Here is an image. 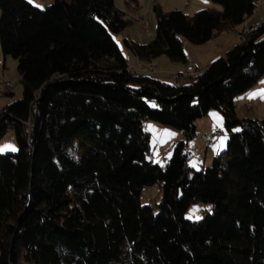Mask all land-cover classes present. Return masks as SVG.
<instances>
[{"label": "trees", "instance_id": "1", "mask_svg": "<svg viewBox=\"0 0 264 264\" xmlns=\"http://www.w3.org/2000/svg\"><path fill=\"white\" fill-rule=\"evenodd\" d=\"M210 1L220 9L191 16L154 4L152 40L124 46L185 63L181 37L203 45L257 5ZM131 21L114 0H0V48L21 84L0 108V137L10 129L17 144L0 153V264H264V119L238 118L232 99L264 76V20L182 83L129 69L115 36ZM209 109L228 138L194 170L185 141ZM146 120L184 137L163 165L149 158ZM155 183L159 200L141 204ZM198 202L211 210L190 221Z\"/></svg>", "mask_w": 264, "mask_h": 264}, {"label": "rangeland", "instance_id": "2", "mask_svg": "<svg viewBox=\"0 0 264 264\" xmlns=\"http://www.w3.org/2000/svg\"><path fill=\"white\" fill-rule=\"evenodd\" d=\"M27 1L32 5L43 9L45 6L51 4L53 0ZM199 1H201L200 4L197 3L196 0H114V6L117 9L122 10L126 14V17L132 20L131 23L123 29L121 34L118 36L114 35L124 56L128 57L129 62H131L134 57V55L124 46L121 38L122 35H126L129 40L142 44L152 40L156 26V20L152 10L154 4H158L163 11L179 9L189 16L202 9H220V6L210 0ZM202 4L206 5L203 6ZM252 16L254 20H259V23L264 20V0H257V5ZM141 23H146L148 25V31H143L141 29ZM237 29L238 27L234 29L236 37ZM181 40L183 50L188 56V59L191 60L193 58L198 61H203L205 53L216 51L219 48V44H221L218 42L219 40L216 42H208L203 45L192 44L184 37H181ZM164 59L168 60L166 56L161 55V58L157 61V67L162 71L174 70L172 69L174 66L182 67L183 65L181 62H172L173 64H170V62H165ZM182 68H179V70ZM175 70H178V68ZM155 71H157V68H155ZM174 72L171 73V76ZM156 76L159 79L168 82H171L173 78L167 73L159 75L155 74V77ZM1 78L6 82H10L11 88H6L0 85V108L6 103L21 96V84L16 69V60L10 55L4 56L0 48V79ZM187 81L188 80H184V82ZM9 91L12 92V95L7 94ZM232 99L238 118L264 119V76H262L248 91L236 94ZM148 103L151 107L157 106L155 99H150ZM195 124L196 133L193 138L189 139L187 142L185 141V147L190 157V167L194 170H204L210 166L212 158L225 148L228 134L224 126L223 116L217 109H209L204 116L195 121ZM144 128L150 134L151 151L149 158L152 162L159 165H163V163L170 157L173 143L177 140H184L180 131L151 120H146L144 122ZM233 130L238 131L240 128L235 127ZM8 146H11L15 150H11ZM16 150L17 144L14 133L9 129L0 137V153H13ZM160 195L161 189L158 183L143 186L139 195V202L141 204L148 203L151 205L159 200ZM210 210L211 206L209 203H191L185 212V218L190 221H199Z\"/></svg>", "mask_w": 264, "mask_h": 264}, {"label": "crops", "instance_id": "3", "mask_svg": "<svg viewBox=\"0 0 264 264\" xmlns=\"http://www.w3.org/2000/svg\"><path fill=\"white\" fill-rule=\"evenodd\" d=\"M196 2L200 4L201 1L196 0ZM202 5L205 6L206 4H202ZM252 15H253V13L244 21V25L253 26V25L259 24V20H254ZM124 37L128 38L126 35H122L121 38H124ZM217 40H219L218 42L221 43V44H219V48L216 51H210V52L205 53L204 57H203V61H198V60L193 59V58L190 60V59H188V56L186 55V62L183 63V65H182L183 68L174 66L172 68L174 70L162 71L157 67V61L161 58V56H159V57H157L151 61L140 60L139 58L134 56L132 58L131 62H129L127 56H125V57H126V61H127L128 66H129V69L132 68V69H136V70L146 72L148 70L149 65H150L149 67H151V65H155L157 68V71L149 73L154 77H155V74L159 75V74H165V73H167L171 76V73L174 71H177V72H179L180 70L182 71L184 69V66L186 63H191L193 65L195 71L198 73V72H201L202 70H204V68H206L213 60L221 57V55H224L230 48H232L234 45H236L238 43L234 30L222 32L219 35H217L216 37H214L213 39H211L209 42H213V41L216 42ZM164 60H165V62H170V64H173L172 62H175V61H171L169 59L168 60L164 59ZM176 68H178V70H175ZM179 68H182V69L179 70ZM156 78H158V77L156 76ZM172 81H173V78H172Z\"/></svg>", "mask_w": 264, "mask_h": 264}, {"label": "built area", "instance_id": "4", "mask_svg": "<svg viewBox=\"0 0 264 264\" xmlns=\"http://www.w3.org/2000/svg\"><path fill=\"white\" fill-rule=\"evenodd\" d=\"M255 28H256L255 25L247 26L246 28H241L239 30L238 35H237L238 42L244 41L247 37V33L251 32ZM141 29L143 31H148V25L146 23H141ZM155 68L156 67L154 65H151V67L148 68L147 72H142L140 70H136V69H132V68H130V70L133 71L134 73L139 74V73H149V72L155 71ZM196 74H197V72L195 71L193 65L191 63H187L184 66V69L182 71L174 72L172 77H173V80L175 82L182 83V82H184V80H189L190 78H193ZM0 85H2L3 87H6V88H11V83L4 81L2 78L0 79Z\"/></svg>", "mask_w": 264, "mask_h": 264}, {"label": "bare ground", "instance_id": "5", "mask_svg": "<svg viewBox=\"0 0 264 264\" xmlns=\"http://www.w3.org/2000/svg\"><path fill=\"white\" fill-rule=\"evenodd\" d=\"M246 27H247L246 25H241V26H239L238 29L236 30L237 35H238L239 30H240L241 28H246ZM253 31H254V30H252L251 32H248V33H247V36L250 35ZM246 38H247V37H246Z\"/></svg>", "mask_w": 264, "mask_h": 264}, {"label": "snow or ice", "instance_id": "6", "mask_svg": "<svg viewBox=\"0 0 264 264\" xmlns=\"http://www.w3.org/2000/svg\"><path fill=\"white\" fill-rule=\"evenodd\" d=\"M8 147H9L11 150H13V151L15 150V149H14V148H12L11 146H8Z\"/></svg>", "mask_w": 264, "mask_h": 264}]
</instances>
